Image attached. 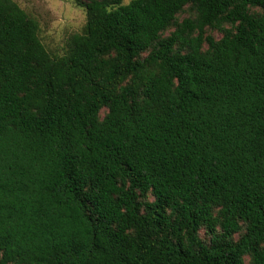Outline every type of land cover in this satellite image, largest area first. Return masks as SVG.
<instances>
[{"label": "trees", "instance_id": "obj_1", "mask_svg": "<svg viewBox=\"0 0 264 264\" xmlns=\"http://www.w3.org/2000/svg\"><path fill=\"white\" fill-rule=\"evenodd\" d=\"M74 1L0 0V264H264V0Z\"/></svg>", "mask_w": 264, "mask_h": 264}, {"label": "rangeland", "instance_id": "obj_2", "mask_svg": "<svg viewBox=\"0 0 264 264\" xmlns=\"http://www.w3.org/2000/svg\"><path fill=\"white\" fill-rule=\"evenodd\" d=\"M13 1L37 21L39 39L51 55H63L69 38L81 33L86 21L84 9L78 7L74 0ZM130 1L122 0V5ZM183 16L185 15L181 17ZM213 35L215 38L219 37L218 33H213Z\"/></svg>", "mask_w": 264, "mask_h": 264}]
</instances>
